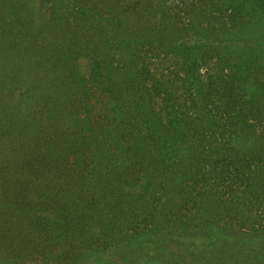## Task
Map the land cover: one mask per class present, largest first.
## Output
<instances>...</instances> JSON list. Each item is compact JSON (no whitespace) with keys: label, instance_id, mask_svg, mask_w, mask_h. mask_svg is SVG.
Wrapping results in <instances>:
<instances>
[{"label":"trees","instance_id":"obj_1","mask_svg":"<svg viewBox=\"0 0 264 264\" xmlns=\"http://www.w3.org/2000/svg\"><path fill=\"white\" fill-rule=\"evenodd\" d=\"M39 1L0 14V264H264V0Z\"/></svg>","mask_w":264,"mask_h":264},{"label":"rangeland","instance_id":"obj_2","mask_svg":"<svg viewBox=\"0 0 264 264\" xmlns=\"http://www.w3.org/2000/svg\"><path fill=\"white\" fill-rule=\"evenodd\" d=\"M6 2L5 4H3V6L2 5H0V14L2 13L3 15V17L5 18V20H6V22H7V24H8V26L13 30V32H18V33H23V32H25L26 31V29H25V26H24V28L23 27H21L19 24H21V23H19L18 22V19L17 18H15L14 17V14L11 12V10L10 9H12L13 8V6H10V1H7V0H3V2ZM24 2H25V4L26 5H32L33 6V8L34 7H36V8H39L38 6L39 5H36L35 3L37 2H40L39 0H23ZM45 1H49V0H45ZM2 2V1H1ZM8 2V3H7ZM35 2V3H34ZM2 6V7H1ZM10 8V9H9ZM40 263V261H39V259H34L33 261H31V264H39Z\"/></svg>","mask_w":264,"mask_h":264}]
</instances>
